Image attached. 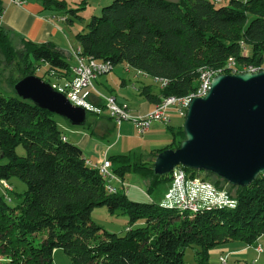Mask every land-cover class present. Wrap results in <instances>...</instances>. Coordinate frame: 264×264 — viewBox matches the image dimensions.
<instances>
[{"label": "trees", "instance_id": "obj_1", "mask_svg": "<svg viewBox=\"0 0 264 264\" xmlns=\"http://www.w3.org/2000/svg\"><path fill=\"white\" fill-rule=\"evenodd\" d=\"M42 2L45 9H66L64 1ZM2 13L0 0V19ZM71 14L79 17L77 11ZM86 30L75 35L82 55L113 66L124 64L151 79L156 87L143 86L141 95L154 105L195 92L202 69L222 68L229 59L264 67V0H231L221 6L213 0H113ZM21 43L23 50H15L9 31L0 26V52L9 63L18 58L19 77L12 78V88L24 77L36 76L40 66L47 67L40 78L50 85H56L54 79L64 84L72 80V56L52 42ZM157 80L167 81V86L160 89ZM96 105L105 109L103 101ZM54 117L0 91V183L18 178L27 186L23 194L5 187L10 193L0 196V264H53L58 250L72 264H184L185 251L192 247L196 264H225L211 262L210 252L234 241L258 246L264 236V174L241 188L213 174L179 167L191 178L200 176L219 190L226 188L236 200L232 209L192 212L154 201L135 202L121 189L108 192L105 179L82 149L66 140ZM167 126L173 140L153 150L150 161L132 154L109 158L123 182L130 174L141 177L150 198L165 194L173 178V173L155 175V158L178 149L185 139L183 125ZM20 146L24 157L16 153ZM100 207L129 216L124 236L102 233L91 224L93 210ZM140 221L144 225L134 228Z\"/></svg>", "mask_w": 264, "mask_h": 264}, {"label": "water", "instance_id": "obj_2", "mask_svg": "<svg viewBox=\"0 0 264 264\" xmlns=\"http://www.w3.org/2000/svg\"><path fill=\"white\" fill-rule=\"evenodd\" d=\"M13 90L17 97L85 126L87 112L40 77L29 75ZM185 139L176 150L157 155V176L178 167L213 174L234 187L245 188L264 174V71L218 75L203 98H194L183 124Z\"/></svg>", "mask_w": 264, "mask_h": 264}, {"label": "rangeland", "instance_id": "obj_3", "mask_svg": "<svg viewBox=\"0 0 264 264\" xmlns=\"http://www.w3.org/2000/svg\"><path fill=\"white\" fill-rule=\"evenodd\" d=\"M39 2L43 6L42 0H34ZM66 3L65 10H54L46 9L49 13H54L56 17L53 21L67 35V39L62 41V48L66 52L71 53L77 50L78 44L75 39V35L79 32L86 30L87 24L91 21L93 16H100L103 7L108 6L113 0H60ZM227 5V2L221 4ZM220 5V6H221ZM44 7V6H43ZM71 11H77L79 17H74ZM61 18H65L63 22ZM66 19H72L73 22H68ZM58 20V21H57ZM15 50L22 51L23 45L21 42L13 41ZM18 58L14 59L10 63L7 62L4 55L0 52V91L6 97L16 96L15 91L11 87L12 78L19 77L17 61ZM69 65L74 67L75 60L69 59ZM124 64L114 66V69L108 74V82L105 81L106 87L119 90L122 79L127 82L132 81L135 83L136 80L153 82L151 79L140 76L135 79V75L138 73L132 68H128ZM46 66H40L37 68L36 76L42 77L46 72ZM107 76V75H106ZM102 78V77H101ZM99 78V79H101ZM105 78V79H107ZM104 83V80H102ZM51 83L56 84V87L61 92L65 85L63 81H56L55 79ZM154 83V82H153ZM99 92V91H98ZM100 93V92H99ZM118 93V92H117ZM101 94V93H100ZM104 96V95H103ZM108 97V96H106ZM109 115V114H108ZM169 116L171 118V127H179L184 124L185 119L179 117L177 114L170 111ZM54 119L57 121L61 132L69 138V142L78 145V141L84 136L88 135L91 139L89 146L83 149L84 156L92 157L95 161L98 158L99 152H105L107 150V158L117 155H135L137 159L150 161V153L153 150L161 149L169 144L173 140V134L170 132L168 127L162 125L159 122L152 123L150 129L144 134L139 135L136 133L135 127L131 122H124L123 126L117 127L114 122L109 120H102L100 127L104 131V137L94 130H90L87 127H77L71 125L66 119L55 115ZM96 117L89 116L88 123H92ZM94 130V134L92 131ZM103 135V133H102ZM16 153L20 157L25 156V150L22 146L18 147ZM135 158V159H136ZM134 159V158H133ZM7 160H3L2 163H6ZM126 185L129 199L135 202H150L154 201L157 204H165L164 193L162 195H154L151 198L147 195V184L139 176L130 174L126 178ZM5 185L9 187L16 194H23L27 191V186L18 178H12L8 183H0V196L5 197L8 190L5 189ZM115 186H119L118 182L114 181ZM169 189V188H168ZM226 190V188L224 189ZM232 194H236L234 188ZM11 197V196H10ZM9 197V198H10ZM12 205V199H11ZM129 216L126 214L115 213L111 214L107 208L100 207L95 208L89 218L91 224L97 227L102 233L107 232L110 234H117L124 236L129 224ZM144 225L143 221H140L134 225V228H139ZM262 249L259 253L256 249ZM196 247L187 248L184 255V264H196L195 260ZM221 258H226L228 264H264V236L259 240L258 246H247L239 241L229 242L218 246L210 252V261L213 263H220ZM53 264H72L68 257L61 251L58 250L54 254Z\"/></svg>", "mask_w": 264, "mask_h": 264}, {"label": "built area", "instance_id": "obj_4", "mask_svg": "<svg viewBox=\"0 0 264 264\" xmlns=\"http://www.w3.org/2000/svg\"><path fill=\"white\" fill-rule=\"evenodd\" d=\"M12 1L16 4H22L24 2V0ZM213 1L217 5H221L231 0ZM73 59L77 62V69L71 70L73 78L71 81L65 82L63 94L73 105L84 108L87 113L101 115L103 108L97 106L96 101H103L109 117L117 127H120L124 122H131L135 127L136 133L139 135H144L154 122L169 125L170 111H173V113L185 119L190 99H188L186 103H174L173 99L170 102H160L155 106L153 111L146 115H134L126 104H119L117 99L113 96H103L95 88V81L108 75L114 69V66L111 63L96 61L91 57L83 56L82 53L81 58ZM224 70H232V75H237L242 73H258L264 71V67L249 65L248 71H240L239 64L234 60L230 63L229 69ZM218 75L220 74H209L204 76L203 86L199 89L200 98L205 97L209 93L211 83ZM52 86L56 89V85ZM95 166L97 170H105V172L108 173L112 184L113 194L118 191V188L114 185V181L121 185L119 189L127 192L126 183L113 173L112 162L109 159L104 158L102 161L95 164ZM172 177V183L164 194V200L166 203L183 204L186 210L188 207H200L202 209L226 208V206L234 205L236 202L227 190L217 189L213 183L203 180V177L196 176L191 178L182 168H176V175ZM5 187L9 188L6 185ZM256 250L259 253L262 252L261 248ZM220 261L227 264L226 258H221Z\"/></svg>", "mask_w": 264, "mask_h": 264}, {"label": "crops", "instance_id": "obj_5", "mask_svg": "<svg viewBox=\"0 0 264 264\" xmlns=\"http://www.w3.org/2000/svg\"><path fill=\"white\" fill-rule=\"evenodd\" d=\"M55 18L56 17L54 16V13H49V11H46L42 4L34 0H24L22 4H16L12 0H3V13L0 19V26L9 31L12 42L15 40L21 42V39H27L34 43L52 42L67 56L71 57V53L66 52L64 48H62V41L64 42V40L67 39V35L61 27L54 23L53 20ZM62 19L65 18H61L60 22L64 21ZM128 70L129 69L127 68V71ZM139 75L147 78L138 72L135 75V79H138L140 77ZM107 77H110V75L104 76L101 79H97L95 81V88L102 95L115 97L119 104H126L132 113L137 116L146 115L147 113L154 110L156 105L151 104L141 95V88L143 86L156 87L153 82H146L138 79L135 81V83H132V81L127 82L125 79H122L120 88H118L119 90H115L111 87H106L107 83L105 84V81L108 82ZM102 80H104V83ZM158 91V88H155L153 92L158 93ZM91 116L96 117V119L92 123H88L87 128L89 131L92 129L95 131L97 130L96 132L99 134V136L104 137L105 134L100 127V123H102V120H109L110 122H113V120L108 115V111L103 109L101 115ZM170 125L171 118L169 126ZM164 126L168 127L167 125ZM94 130L92 131L93 134ZM65 138L67 141H69L67 136H65ZM90 141L91 139L88 135H86L78 141L77 146H79L83 151V149H86L89 146ZM110 147L111 146H109V148ZM107 150L104 153L99 152L96 161L92 157H84L86 158V161H89L92 164H97L104 158H107ZM116 187L119 189L121 185L119 184V186ZM126 193L128 194V191Z\"/></svg>", "mask_w": 264, "mask_h": 264}, {"label": "bare ground", "instance_id": "obj_6", "mask_svg": "<svg viewBox=\"0 0 264 264\" xmlns=\"http://www.w3.org/2000/svg\"><path fill=\"white\" fill-rule=\"evenodd\" d=\"M76 50V49H75ZM81 50L80 48H77L76 51H73V58H81ZM235 59H229L228 62L224 65V67L219 68V69H202L200 71V77H199V87L195 92L191 93V98H190V94L184 97H175V96H171L168 98H164L161 102H170L172 101V99L174 100V103H186L188 99L189 100V105L191 103V101L194 98H200L199 95V89L203 86V82H204V76L205 75H209V74H220V75H232V70H224V69H229V65L230 63H232ZM77 69V62L75 61V65L74 67H72V70ZM239 69L240 71H248L249 70V66L248 65H239ZM157 83L160 87V89H163V87L167 86V81L165 80H157ZM90 165H92L94 168H96L95 164H92L91 162H89ZM99 173L101 174V176L105 179L106 181V187L107 190L110 194H113V189H112V184H111V180L110 177L108 175L107 172H105V170H98ZM173 176L176 175V169L172 172ZM164 207L166 208H177V209H181L182 211H192V212H197L199 211L200 207H188L185 210V206L183 204L180 203H165L163 204ZM236 203L234 205H229L226 206V208H235Z\"/></svg>", "mask_w": 264, "mask_h": 264}]
</instances>
